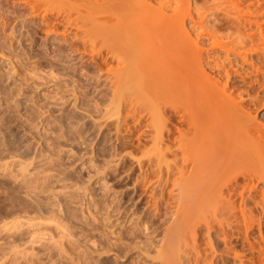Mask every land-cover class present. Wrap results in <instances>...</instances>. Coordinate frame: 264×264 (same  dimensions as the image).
Returning <instances> with one entry per match:
<instances>
[{
	"label": "rangeland",
	"instance_id": "1",
	"mask_svg": "<svg viewBox=\"0 0 264 264\" xmlns=\"http://www.w3.org/2000/svg\"><path fill=\"white\" fill-rule=\"evenodd\" d=\"M240 1L245 10L264 9V0L256 10V0ZM87 2L0 0V264H165L175 245L187 251L178 218L185 203L176 184L181 160L176 170L172 166L178 132L165 118L171 132L165 130L162 144L151 139L156 103L141 86L137 93L155 66L115 59L112 47L125 45L104 42L110 29L94 20L96 12V18L89 15L94 8ZM92 24H101L96 29L104 34L92 35ZM133 69L139 71L131 75ZM120 86L127 90L119 93ZM258 111L263 120L264 104ZM253 198L246 204L250 211ZM258 203L250 219H261L264 237V204ZM201 225L197 248L214 264H237L224 253L217 231ZM256 228L250 235L257 236ZM239 237L231 243L247 259L253 253ZM180 251L182 264H193V255L186 259Z\"/></svg>",
	"mask_w": 264,
	"mask_h": 264
},
{
	"label": "bare ground",
	"instance_id": "2",
	"mask_svg": "<svg viewBox=\"0 0 264 264\" xmlns=\"http://www.w3.org/2000/svg\"><path fill=\"white\" fill-rule=\"evenodd\" d=\"M196 1L92 0V4L89 0L94 8H91L94 13L89 15L96 18L97 14L98 17L94 20L100 19V23L107 24L106 27L110 29H105L108 32H104L107 36H102L107 38L103 39L104 42L111 40L125 45L123 50L117 47L120 48L118 51L116 46L113 48L109 44L108 48L112 47V53L114 49L117 50L114 52L117 56L115 59L124 63L135 62L138 66L151 62L155 66L154 74L147 77L143 86V82L140 83L138 88L141 86L142 90L139 88L137 93L144 90L148 93V98L152 97L156 103L152 109L155 110L151 112L154 117H151L150 123L155 132L151 139L154 137L156 142H160L164 140L162 134L165 130L171 132L172 128L166 127V119L171 121L174 128L172 130L178 132L177 140L173 142L176 144H172L174 148L170 146L173 148L170 149L175 170L181 160L179 170H176L179 172L178 177L175 173V183L179 184L180 192L183 191L182 199L185 203L182 202L184 204L179 207L180 210L178 208L181 212L178 218L180 215L179 220L182 219L184 223L181 225L180 222V227H184L185 234L190 239L186 237L185 245L180 243L182 241L177 242L185 246L183 249H187L186 259L191 260L189 254H192L193 264H214L213 258H207L201 248H197V226L200 229L202 224L207 233L217 231L224 253L230 252L237 259V264H264V237L260 231L262 223H258L261 219L258 217V222H254L256 218L250 219V214L253 216L254 213L253 206L258 202L264 204V119H258V110L264 104V9L255 11V8L261 7L259 0L255 1V12L252 9L245 10L246 5L242 6L245 4L242 0V5L239 0H205L212 8L205 6L204 1L202 6L208 7L209 11V8L216 9V12L213 10L215 13L211 12L215 21L210 25L207 9L196 4ZM200 1L198 2L201 3ZM222 23L228 25L220 31L219 28L222 27L219 25ZM94 25L93 30H90L92 35L104 28L97 24L102 26L99 31ZM134 49L140 52L135 58L132 56L136 54ZM143 65L147 67L146 64ZM135 70L139 71L133 69L131 75ZM121 76L119 79L123 82L121 78L124 76ZM129 76L127 75V79L131 81ZM140 78L141 75L137 79ZM125 82L128 81L124 80ZM120 87L122 90H117V93L127 90ZM164 106L169 108H166L170 114L167 117H164L167 111H164ZM151 113L148 114L152 116ZM256 193H260V198ZM253 195L258 199L255 198L256 204L251 206V212L246 204L248 207L251 205L250 200H247L253 198ZM210 211L212 212L209 213ZM175 217L176 222L179 221L177 214ZM254 225L255 228L260 227L256 228L259 232L255 237L250 235ZM230 228L235 232H229ZM232 235L235 238L240 236V245L253 253L251 257L246 259L245 254L235 251V243H231ZM207 241L205 243L208 247L211 241L208 244ZM175 247L173 250L169 249L170 252L168 250L165 264H182L178 257L181 246L179 245V250ZM185 251H182L183 256L186 255Z\"/></svg>",
	"mask_w": 264,
	"mask_h": 264
}]
</instances>
